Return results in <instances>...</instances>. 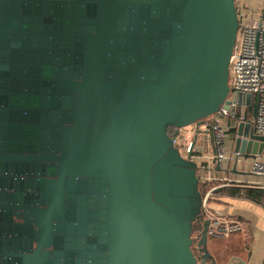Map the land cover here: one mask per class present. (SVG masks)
Instances as JSON below:
<instances>
[{
    "label": "water",
    "instance_id": "95a60500",
    "mask_svg": "<svg viewBox=\"0 0 264 264\" xmlns=\"http://www.w3.org/2000/svg\"><path fill=\"white\" fill-rule=\"evenodd\" d=\"M238 27L235 0H0V264H216L172 137L224 103Z\"/></svg>",
    "mask_w": 264,
    "mask_h": 264
},
{
    "label": "built area",
    "instance_id": "2783aa9c",
    "mask_svg": "<svg viewBox=\"0 0 264 264\" xmlns=\"http://www.w3.org/2000/svg\"><path fill=\"white\" fill-rule=\"evenodd\" d=\"M228 86L230 91L224 103L196 127L194 135L198 137L189 156L197 165L199 182L217 183L203 195V211L209 218V236L226 235L240 229L236 222H229L208 210V199L215 188L264 189V149L259 152L250 144L241 152L234 147L238 137L249 140L251 134L264 136V0L258 15L249 16L246 21L239 20L228 64ZM246 124H249V130L244 136L242 132ZM172 143L183 156H187L190 142L182 135L181 129L172 137Z\"/></svg>",
    "mask_w": 264,
    "mask_h": 264
},
{
    "label": "crops",
    "instance_id": "0c3cea01",
    "mask_svg": "<svg viewBox=\"0 0 264 264\" xmlns=\"http://www.w3.org/2000/svg\"><path fill=\"white\" fill-rule=\"evenodd\" d=\"M262 0H235L237 14L240 21H246L249 16L255 17L259 13ZM215 200V201H213ZM208 210L229 222H236L242 230L241 224H248L250 237L247 252L250 258L245 264H262L264 255V207L246 198L231 196L213 197L208 203ZM203 211V206H202ZM204 212V211H203ZM202 212V213H203ZM206 215V214H205ZM238 231V232H239ZM234 233V234H232ZM228 245L236 248L243 240L239 233L226 234ZM212 241H209V245Z\"/></svg>",
    "mask_w": 264,
    "mask_h": 264
},
{
    "label": "flooded vegetation",
    "instance_id": "af4514ba",
    "mask_svg": "<svg viewBox=\"0 0 264 264\" xmlns=\"http://www.w3.org/2000/svg\"><path fill=\"white\" fill-rule=\"evenodd\" d=\"M200 183V182H199ZM203 212V211H202ZM201 212V214L198 216L197 220L194 223H198L200 224V229L202 226V221L207 218L206 216L203 215V213ZM197 223V224H198ZM199 229V230H200ZM199 230L197 232H199ZM239 230L233 231V232H238ZM195 233V231L192 232ZM194 239H196V234L193 235ZM225 236L223 234H216V235H211L209 236V240H208V249L213 257V259L215 260L216 264H226V262L228 261V259L231 256H239L243 259H248L250 258V253L247 252V243L249 240H247V238H243V240L240 241V246L234 248L232 247V245H228V244H221L220 242L223 241V238ZM209 241L214 242L216 247H211L209 245ZM242 242V243H241ZM211 247V248H210ZM194 252L197 253V251L194 249ZM249 260V259H248ZM208 264H210V260H207Z\"/></svg>",
    "mask_w": 264,
    "mask_h": 264
},
{
    "label": "trees",
    "instance_id": "16d2710c",
    "mask_svg": "<svg viewBox=\"0 0 264 264\" xmlns=\"http://www.w3.org/2000/svg\"><path fill=\"white\" fill-rule=\"evenodd\" d=\"M174 128L170 127L168 129V134L173 135ZM215 181H204L199 183V189L201 191L202 197L205 192L216 185ZM213 194L225 195L238 198H246L264 207V189L260 188H250V187H238V186H219L213 190ZM198 223V221H197ZM193 223V231H198L200 229V224Z\"/></svg>",
    "mask_w": 264,
    "mask_h": 264
},
{
    "label": "rangeland",
    "instance_id": "374dc122",
    "mask_svg": "<svg viewBox=\"0 0 264 264\" xmlns=\"http://www.w3.org/2000/svg\"><path fill=\"white\" fill-rule=\"evenodd\" d=\"M195 130H196V126L195 125H190V126H187V127H183L181 129V132H182V135L185 136L186 140H188L191 143V141L194 139L193 135L195 134V132H194ZM222 196H225V195L213 194V192H212V194L210 195V198L208 200L212 201L213 197H222ZM213 201H215V200H213ZM203 215L205 216L204 212H203ZM241 226H242V230H240L239 232H236V233H239L241 238H247V240H249L250 230L248 228V224L247 223H245V224L243 223V224H241ZM195 234H197V231L195 233H193V235H195ZM232 234H234V233H232ZM228 240L231 242V239H229L227 236H225L223 238V241L220 242V243L221 244H228L229 243ZM210 246L211 247H213V246L216 247L214 242H211ZM263 259H264V255H263Z\"/></svg>",
    "mask_w": 264,
    "mask_h": 264
}]
</instances>
